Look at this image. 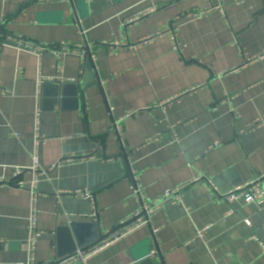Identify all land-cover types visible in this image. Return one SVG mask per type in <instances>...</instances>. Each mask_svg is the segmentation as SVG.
Listing matches in <instances>:
<instances>
[{"label":"crops","instance_id":"crops-1","mask_svg":"<svg viewBox=\"0 0 264 264\" xmlns=\"http://www.w3.org/2000/svg\"><path fill=\"white\" fill-rule=\"evenodd\" d=\"M1 25L16 45L0 41V264L27 262L17 184L33 178L38 106V264H57L60 227L132 220L133 175L148 204L192 183L74 264H264V205L211 188L264 176V0H0Z\"/></svg>","mask_w":264,"mask_h":264},{"label":"built area","instance_id":"built-area-1","mask_svg":"<svg viewBox=\"0 0 264 264\" xmlns=\"http://www.w3.org/2000/svg\"><path fill=\"white\" fill-rule=\"evenodd\" d=\"M204 11H194L193 13L189 14L192 16H201ZM140 19L139 15L132 18L129 23H134ZM158 36H161V33H158ZM153 37H149L147 39H144L143 41L139 42V45L145 44L148 41H150ZM18 47L28 50L30 52H34L38 57H41L42 52L44 49L42 48H31L30 45H19ZM134 48L137 47L133 46ZM176 48H178V45L176 44ZM41 108L38 106L35 110V124H34V150L32 152V159H33V166L31 168L33 172V178L29 184L24 182H19L17 184L18 187L24 188L28 191L30 196V206H29V215H28V232L29 236L27 241L23 244V250L26 252L27 255V262L26 264H38L36 260V251H37V242L39 238L44 233L38 228V197H39V191H38V183H39V176L40 174L44 173L41 170L40 166V159H39V149L42 145L46 143V140L42 138L41 136ZM21 173V170L17 169L16 175H19ZM202 177H198L195 181H200ZM192 183V182H191ZM182 186L181 189L176 191H168L166 194L160 198L159 200L148 204L143 201V192L142 187H140L137 183L135 175H133V191L134 196L136 198L141 199L142 205L137 211L135 217L133 218L134 221L131 222L129 225L126 226V229L128 232H131L141 226H144L150 222L151 215L157 210V208L167 201H172L174 198L177 197L178 193L186 188L188 185ZM211 184V183H210ZM211 188L213 189V192L219 196V198L228 203L231 204L233 202L243 201L246 204H257V205H264V176H260L250 182H247L245 184L236 186L234 189L230 190L227 193H220L219 189H217L214 185L211 184ZM84 196L91 197L90 193L85 191L83 192ZM132 219V220H133ZM130 221V220H129ZM247 224H250L248 220H246ZM200 236L203 235V232H198ZM125 235L124 232L117 233L112 235L113 239H106L102 241L101 243L89 248L86 251H78L77 255L73 256L70 259H66L62 261L59 264H74L76 262H84L88 258H90L93 255L98 254L102 249L109 246L114 240L119 239ZM262 247L264 250V243H262Z\"/></svg>","mask_w":264,"mask_h":264},{"label":"water","instance_id":"water-1","mask_svg":"<svg viewBox=\"0 0 264 264\" xmlns=\"http://www.w3.org/2000/svg\"><path fill=\"white\" fill-rule=\"evenodd\" d=\"M10 34H8L4 30V25L0 26V41L6 45H16L13 42L9 41L7 38ZM86 51V59H85V74H89L93 76V81H99V76L94 72V62L92 59V53L87 45L84 49ZM133 220L122 224L119 228L115 229L112 233L107 235H102L98 231V227L96 224H84V223H73L70 226H63L58 228L57 230V242H56V257L59 259L57 264L61 263L66 259H70L73 256L77 255V251L81 252L88 250L89 248L101 243L102 241L108 239L116 232H118L121 228L129 225ZM85 228L90 232L88 236L84 235L83 232ZM86 230V231H87ZM138 264H153V261L150 257H147Z\"/></svg>","mask_w":264,"mask_h":264}]
</instances>
